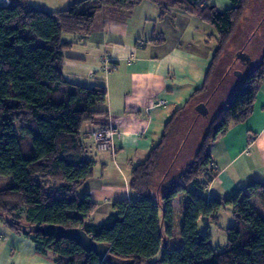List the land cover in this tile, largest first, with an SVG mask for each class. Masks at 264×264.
Segmentation results:
<instances>
[{
  "label": "trees",
  "instance_id": "1",
  "mask_svg": "<svg viewBox=\"0 0 264 264\" xmlns=\"http://www.w3.org/2000/svg\"><path fill=\"white\" fill-rule=\"evenodd\" d=\"M141 1L158 5L162 14L180 9L214 26L217 47L205 84L197 90L204 92L244 17L247 0H229L228 10L196 0H71L57 12L26 0L0 5V177L10 178L9 185L0 186V218L11 231L29 236L37 252L51 254L54 264H264V182L251 181L210 198L195 190L214 175L209 167L211 142L251 113L264 80V52L216 111L187 168L175 179L164 174L154 182L163 139L177 113L191 102L172 114L161 141L131 171L129 186L136 198L115 201L114 212L102 223L88 221L96 203L79 193L93 172L83 127H107V92L101 84L86 86L64 78L60 64L70 43L61 35L88 34L102 9L130 10ZM214 89L215 94L217 86ZM178 195L185 197L180 246L168 249L166 243L173 240L172 200ZM224 206L232 208L234 219L224 228L226 245L218 250L209 232L198 231V224L215 221ZM49 225L78 230L109 250L100 259L75 240L44 233L41 228Z\"/></svg>",
  "mask_w": 264,
  "mask_h": 264
},
{
  "label": "crops",
  "instance_id": "2",
  "mask_svg": "<svg viewBox=\"0 0 264 264\" xmlns=\"http://www.w3.org/2000/svg\"><path fill=\"white\" fill-rule=\"evenodd\" d=\"M196 1L220 10L232 6L229 0ZM26 2L57 12L66 9L71 0ZM216 35L213 25L193 14L180 9L162 14L158 5L141 1L130 10L102 9L88 34L61 36L63 42L70 43L60 64L64 78L86 86L104 85L107 126L116 131L111 138L112 150L101 152L90 137L99 127H83L93 172L79 193L96 203L89 222L102 223L114 212L115 201L136 198L129 186L131 171L161 141L175 111L189 102L194 106L205 101L210 109L217 85L207 100L203 95L207 90H197L205 84L217 47ZM103 58L114 65L107 73L101 69ZM210 156L214 175L205 186L195 189L206 198L230 194L251 181L264 182V80L258 85L251 113L211 142ZM209 224L207 221L206 228ZM0 264L54 262L51 254L36 251L29 236L11 231L0 218Z\"/></svg>",
  "mask_w": 264,
  "mask_h": 264
},
{
  "label": "rangeland",
  "instance_id": "3",
  "mask_svg": "<svg viewBox=\"0 0 264 264\" xmlns=\"http://www.w3.org/2000/svg\"><path fill=\"white\" fill-rule=\"evenodd\" d=\"M247 1L248 4L245 8L244 17L237 25L230 42L227 43L220 57L217 59L212 74L208 79L209 85L206 89L207 91L203 94L206 100L208 99V93L220 81L217 85L216 93L210 99L212 102L210 109H208L209 106L205 101L204 103L207 108L206 115H201L195 109L199 103H195V107L193 105L187 106L186 109L184 108L185 110L177 113L174 125L168 129L169 131L163 139L160 165L156 171V180L154 182L157 183L160 176L164 174L168 178L175 179L180 171L187 168L194 159L197 148L204 141V137L208 132L216 111L238 88L248 71L257 66L261 60L264 52V0ZM134 33L138 34V32ZM70 35L74 34L63 33L61 36L64 39ZM240 51H243L250 57V63H244L237 59ZM158 102L162 101L159 100ZM94 147L96 149L95 145ZM9 180L10 178L8 177H0V186L4 187L9 185ZM162 191L163 189H160V192ZM184 199L185 197L183 195H178L174 199L173 240L166 243V247H169L168 249L177 248V245L180 244L179 229L182 222L181 205ZM233 219L232 208L230 206H224L219 210L216 220L210 222L211 224L208 225V228H206L207 225L200 222L198 224V231L201 233L209 232L213 247L222 250L226 245L224 228L229 226L233 222Z\"/></svg>",
  "mask_w": 264,
  "mask_h": 264
},
{
  "label": "water",
  "instance_id": "4",
  "mask_svg": "<svg viewBox=\"0 0 264 264\" xmlns=\"http://www.w3.org/2000/svg\"><path fill=\"white\" fill-rule=\"evenodd\" d=\"M237 59L244 63H250V57L243 51H240L238 53ZM195 109L201 115L207 114V108L204 103L197 104ZM41 229L44 231V233L47 234L55 233L61 237H66L75 240L82 246L84 250L94 251L100 259H103L109 250V246L91 242L85 234L81 233L78 230L65 231L63 228L53 225L44 226Z\"/></svg>",
  "mask_w": 264,
  "mask_h": 264
},
{
  "label": "built area",
  "instance_id": "5",
  "mask_svg": "<svg viewBox=\"0 0 264 264\" xmlns=\"http://www.w3.org/2000/svg\"><path fill=\"white\" fill-rule=\"evenodd\" d=\"M10 2L11 0H0V5H6ZM109 61L110 60L108 58H103V66L101 67V69L105 73L114 68V65ZM158 103H163V101ZM115 133L116 131L112 127H103L93 130L91 132V138L94 145L96 146V149L101 152L112 150L111 138Z\"/></svg>",
  "mask_w": 264,
  "mask_h": 264
}]
</instances>
